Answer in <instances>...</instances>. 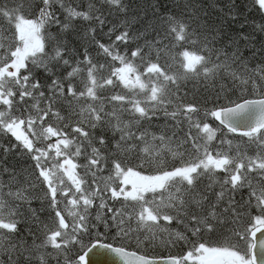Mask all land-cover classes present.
<instances>
[{
  "label": "snow or ice",
  "instance_id": "snow-or-ice-1",
  "mask_svg": "<svg viewBox=\"0 0 264 264\" xmlns=\"http://www.w3.org/2000/svg\"><path fill=\"white\" fill-rule=\"evenodd\" d=\"M0 264H264V0H0Z\"/></svg>",
  "mask_w": 264,
  "mask_h": 264
},
{
  "label": "trees",
  "instance_id": "trees-1",
  "mask_svg": "<svg viewBox=\"0 0 264 264\" xmlns=\"http://www.w3.org/2000/svg\"><path fill=\"white\" fill-rule=\"evenodd\" d=\"M227 2V0H220V3H226ZM238 2H240V3H244V0H238ZM74 3H80V0H74ZM105 31H107V28H105ZM33 207H38V205L37 204H33Z\"/></svg>",
  "mask_w": 264,
  "mask_h": 264
},
{
  "label": "water",
  "instance_id": "water-1",
  "mask_svg": "<svg viewBox=\"0 0 264 264\" xmlns=\"http://www.w3.org/2000/svg\"><path fill=\"white\" fill-rule=\"evenodd\" d=\"M104 259H106V260H111L112 257H111V256H105Z\"/></svg>",
  "mask_w": 264,
  "mask_h": 264
}]
</instances>
